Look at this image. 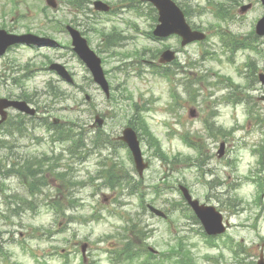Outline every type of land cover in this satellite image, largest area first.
Returning <instances> with one entry per match:
<instances>
[{"label": "rangeland", "instance_id": "obj_1", "mask_svg": "<svg viewBox=\"0 0 264 264\" xmlns=\"http://www.w3.org/2000/svg\"><path fill=\"white\" fill-rule=\"evenodd\" d=\"M9 0H0V6L8 5ZM36 1V2H35ZM97 0H81V4L84 10H73L68 4L65 5L62 0L59 2V8L55 12V17L61 20V22L66 24L71 22L72 19L80 20V26L85 27V38L89 40V46L91 49L100 47L98 44L96 36H98V31L108 32L114 27L116 32L121 34L123 37L127 38L133 49V55L130 59L126 60L129 62V66L124 70H119L115 72V68L122 65L121 61H116L117 59L111 57L109 54H99V56L104 60L105 69L110 71V82L111 89L116 87L114 94L118 97V94L122 92L127 95V92L131 93L133 99L139 104L144 105L145 111V121L150 126L152 134L159 140L164 152L168 156H172L180 153L181 156H190V162L194 163V166L198 169V173L193 170V167L188 169L179 167L176 173H170L174 179H176L175 187L177 182L185 184L189 189L191 195L199 200V202L208 205L211 204L215 206L217 210L221 213L225 220L229 223V228L227 234L231 235L235 242L242 245L245 250L244 257L246 262L255 264L260 252L264 255V223L262 220V215L264 212V161L261 165L258 162V156L252 153L255 148H264V102L258 100L260 95L264 94V86H261L256 79L253 80L251 89L248 92L244 88V80L238 74V69H242L245 72L244 62L247 56L254 57L253 54L249 52L237 51L233 55L229 52L228 48L225 47L223 41H221L218 33L223 32L224 34L234 35L237 40H244L250 33L254 30V25L256 21L262 16L263 9L257 0H184L180 1V5L186 4V10L188 12L187 22L202 31H206L208 34V39L201 45H189L182 50V53L178 57L177 68L170 67V70L175 72V100H173V112L177 117H180V125H177V130L182 134H188L190 139L199 144L201 148L200 159L196 161L197 155L192 151L183 149L178 140L173 136L177 131L168 129L163 125V122L175 124V117H162L165 111V103L168 100L166 96L167 86L161 79H153L145 71H143L144 81H139L136 78H131L136 70L139 68H145L147 64L152 61V50L157 49L159 46L156 44L145 43L143 37L135 36L130 30H125L120 25H113L111 15L97 13L93 10L92 3ZM112 6L115 11L122 10L121 7L125 6V2L130 4L131 0H101ZM18 2L17 9L18 12L15 16H20L22 14L26 15L25 20H20V22L36 23L39 16L32 11V8H26L27 6L41 7L40 2L42 0H16ZM133 2V1H132ZM131 2V3H132ZM253 3L251 10H249L245 15L239 16L238 9L241 4ZM216 3L223 5L222 12L219 14L224 18L223 20L216 18L214 9L210 8ZM149 6V5H148ZM148 6H140L144 13H147L150 18H154L155 12L149 10ZM25 8V9H24ZM9 6L5 14L9 15ZM2 9L0 7V13ZM29 12V13H26ZM14 19L8 22V26H13V30L23 33L26 31L23 25H16L13 23ZM66 20V21H65ZM1 22V18H0ZM150 22H148L149 24ZM14 24V25H13ZM24 24V23H23ZM154 25L153 23L150 25ZM144 30H149V27L143 26ZM54 39H57L61 43H68V35L64 33L50 32ZM105 34V35H107ZM131 39V40H130ZM104 41H102L103 43ZM146 48H142V46ZM171 46L176 48L179 45L176 40H171L168 42ZM261 48H264V40L258 42ZM142 45V46H141ZM151 48V49H148ZM139 51V52H138ZM65 52V51H64ZM126 52H132L128 49ZM137 52V54H135ZM59 60L58 56L54 51L51 50H40L39 53L33 54L24 49L11 50L8 56H5L1 61V65H9L11 60H15L17 66L27 65L30 71L42 70L46 72V60L49 59L53 62H58L66 66V68L73 73L74 78H76V83L84 87V92H80V88H70L62 84L59 85L62 89L66 90L71 95L73 100L69 101L65 105H56V109L60 107L66 108L68 105L72 108L73 116L79 118L76 124L83 128L87 136H92V133L88 130V125L92 121L94 113L105 114L106 116H112L113 112L112 104L107 103L100 92L96 89L93 84L85 86L86 78H88L87 73L82 70L78 65L74 64L71 59V55ZM264 56V55H263ZM116 58H121L115 56ZM232 57L233 59H227ZM133 69V70H131ZM264 69V62L259 58L258 61V72ZM131 70L128 74L130 78H125L123 72ZM39 72L34 76L31 82H27L24 88L14 89L10 82L5 84H0V98L7 97L12 94H22L24 91L27 93H32L35 90H42V81L48 79L47 76L43 75L39 77L40 74L44 72ZM246 71H248L246 69ZM148 72V71H147ZM256 76V75H255ZM223 79L225 84L233 86V94L237 95L240 99H244L247 95L251 96L250 103L248 106L251 107L253 111V117L248 118L246 113V104L243 102L234 109L229 104L225 103V96L229 94V89L219 84L220 79ZM191 81V84L189 82ZM127 82V83H126ZM56 86V85H55ZM191 86V94L188 93L187 87ZM35 87V88H33ZM127 90V92L123 91ZM63 90V91H64ZM13 92V93H11ZM211 92L214 95L210 97L207 93ZM84 95H88L92 98L91 106L87 105L84 101ZM187 100V102H184ZM193 101V102H192ZM48 102L53 104V101L49 98ZM193 103V106H192ZM196 103L201 109L199 118L196 121H190L187 117V111L190 108H195ZM47 111L51 108V104H46ZM121 110L128 109V102L123 101L120 103ZM164 108V110H163ZM65 113H57L55 117L68 120L69 115ZM15 115L11 113V116ZM53 115V114H52ZM51 116V115H50ZM210 116L213 117L215 125L221 127L225 132L230 133L226 137H218L217 139L208 138L206 133L201 128V121L206 120ZM237 116V117H236ZM39 117L46 118L47 114L40 113ZM259 117V119H258ZM38 119V123L42 124V120ZM49 118V117H48ZM121 117L117 118L116 121H108L104 130L107 131L111 138L114 139L119 135L122 127L125 125V121L122 120L118 123ZM52 119V118H51ZM237 123V124H236ZM49 135L45 133L42 127H36L35 129H29L28 136L24 139H6L8 140V146L15 147L14 153L20 156L28 157V155L36 156L38 153H48L51 152L50 148H45L43 141H50ZM171 137V138H170ZM4 139V135L0 134V140ZM225 143V153L222 158H217L216 152L218 151L219 144ZM68 146L67 144H65ZM91 149V148H89ZM151 149V148H149ZM84 156L85 161L82 160H71L69 157H63L61 163H67L69 158V166H71L72 174L76 181H86L89 177H93L97 174V161L98 158L95 157L92 151L85 149ZM92 150V149H91ZM8 149L0 151V159L5 158ZM126 152V151H125ZM122 149L112 151L102 150L101 153L104 157L103 159L110 160L111 163H117L121 166H126L130 170L133 169L131 162L127 159V154ZM111 156V154H113ZM143 153H145V159L150 160V168L144 174L143 184L146 187L147 196H145V204L150 202L155 203V207L159 209H168V219L167 221L154 218L148 213L141 211L139 202L137 199L132 197H127L120 195L117 191L113 193L105 188L98 187L95 190V196L91 199L90 194L92 191L87 188L83 189L76 187L68 195L72 196V200L75 202V207L69 209L65 212L64 217H57L51 224L52 215L45 211V205L49 202L48 196H53L55 191L53 188L46 187L42 190V193L32 197L37 208L36 212H27L23 215L21 219L12 218V221L17 224L22 222V225L18 228V233L16 237L20 238L25 247H31L34 254L42 255L46 250L56 246L53 243H48L45 236L42 237L40 233L33 230L40 231L42 225H53L57 221L61 222V226L66 225L67 232L63 234L57 233L55 238L57 239H67L71 241L74 249L67 246V250L71 253L69 264H82L80 255V245L86 243L88 245L86 254V259L84 264H109L108 253L105 251L113 252L114 250L126 248L125 244L130 242L133 245L136 244V239L141 238V236H135L133 234V229L130 224L137 225L140 223V227L143 228L145 237L143 240L145 244L158 252L165 250L166 245H173L175 243L174 236L179 235L185 236L184 243L189 245L193 253L197 256L200 264H206L200 260L201 256L207 251L201 246L202 238L199 233L201 227L194 223L193 221H186L184 218L179 216V212H172L170 205L175 201L177 207H183L181 196L178 192L172 189L173 186H168V189L162 190L160 197L155 198L152 195V186L157 184H163L161 182V164L155 160V156L152 150H146L143 148ZM14 160H11V163ZM108 163V162H107ZM1 164V161H0ZM109 164V163H108ZM10 169V164L6 162V167L4 170ZM105 171H103L104 173ZM102 173V174H103ZM101 174V175H102ZM133 172V176H134ZM247 176H254L257 178H262V191L260 202H255L253 198L252 188L254 192V186L251 182L246 180ZM101 177V176H100ZM105 177H108L107 175ZM171 179V177L169 178ZM174 179L172 181H174ZM203 182L211 183L210 186L204 185ZM99 183V181H97ZM56 186H58L56 184ZM162 189L164 186L162 185ZM6 194H17L22 197L29 196L27 194L26 188L12 176L1 178L0 183V213L4 214L5 208L2 204V195ZM117 200L119 205L113 202ZM91 204L94 206L96 216L95 218L100 219L98 221H92L88 219L92 212L86 207V204ZM68 205V202L65 201ZM143 208V206H142ZM184 209V208H182ZM93 211V210H92ZM185 211L184 213H186ZM35 215L33 219L32 216ZM121 215L123 221H120L117 216ZM21 216V214H20ZM129 216V217H128ZM75 217L78 221L73 223H66L63 221L65 218ZM125 220V222H124ZM90 221L87 225H82L84 222ZM127 221V222H126ZM10 226V223H8ZM31 226V228H30ZM30 229H29V228ZM6 228V229H5ZM16 229V227H4L3 219L0 217V250L2 252L7 251L10 256V263L6 264H36L37 262L33 256L26 250L23 246H19L13 243L3 245V241H7L5 236L8 230ZM58 227L54 226L50 228V231L57 230ZM182 232V233H180ZM197 234V236H196ZM119 235V236H117ZM122 237L128 238L126 243H122ZM135 238V239H133ZM262 238V239H260ZM58 248H61L57 246ZM56 248V247H55ZM133 251L135 249L133 248ZM135 253V252H134ZM226 254V260H220L217 264H229L231 257ZM215 255V252L213 254ZM250 256V257H249ZM45 257V256H43ZM47 258V257H45ZM224 258V257H223ZM141 259V258H140ZM139 260L134 261L130 264H138ZM52 264H63V259L54 261L51 260ZM54 261V262H53ZM120 264H128L127 261H119ZM198 263V264H199ZM1 264V263H0ZM213 264V263H209Z\"/></svg>", "mask_w": 264, "mask_h": 264}, {"label": "water", "instance_id": "obj_2", "mask_svg": "<svg viewBox=\"0 0 264 264\" xmlns=\"http://www.w3.org/2000/svg\"><path fill=\"white\" fill-rule=\"evenodd\" d=\"M261 1L264 4V0H261ZM175 23H176L177 26H181L180 23L177 20H175ZM183 29L184 28H176L175 32H177V33H185V32H183ZM261 30H264V20L258 25V31H261Z\"/></svg>", "mask_w": 264, "mask_h": 264}]
</instances>
